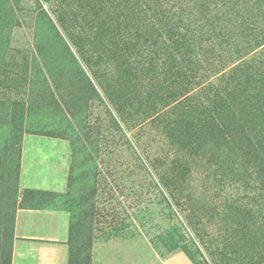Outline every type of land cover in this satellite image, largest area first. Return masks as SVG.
I'll return each instance as SVG.
<instances>
[{
  "label": "rangeland",
  "instance_id": "rangeland-1",
  "mask_svg": "<svg viewBox=\"0 0 264 264\" xmlns=\"http://www.w3.org/2000/svg\"><path fill=\"white\" fill-rule=\"evenodd\" d=\"M233 1L0 0V264L17 208L69 264H264V0Z\"/></svg>",
  "mask_w": 264,
  "mask_h": 264
},
{
  "label": "crops",
  "instance_id": "crops-1",
  "mask_svg": "<svg viewBox=\"0 0 264 264\" xmlns=\"http://www.w3.org/2000/svg\"><path fill=\"white\" fill-rule=\"evenodd\" d=\"M10 264H69V248L60 240V217L56 211L16 209Z\"/></svg>",
  "mask_w": 264,
  "mask_h": 264
},
{
  "label": "trees",
  "instance_id": "trees-1",
  "mask_svg": "<svg viewBox=\"0 0 264 264\" xmlns=\"http://www.w3.org/2000/svg\"><path fill=\"white\" fill-rule=\"evenodd\" d=\"M146 1L148 4H151V1L157 2V4L161 5V8L163 10L167 11L168 13L173 14V15H171V17L179 16L181 22L186 24V25L195 22L196 19L194 17H196L198 14H200V12L203 14L202 10L200 9L202 7L203 3H205L206 6L207 5L211 6V7H205V5H204V8H212L213 4L216 5L215 3L219 4V3H223V2L232 1V4L234 2V5H233V7L230 8V10L233 9L237 5V1L235 2L233 0H226V1L216 0L215 2L212 0H173L174 6L176 5L175 6L176 9L172 10V9H167V7L165 6V4L167 3L166 2L167 0H146ZM164 1H165V3H164ZM176 10H177V12H176ZM228 13H230V11H226L224 14H228Z\"/></svg>",
  "mask_w": 264,
  "mask_h": 264
}]
</instances>
